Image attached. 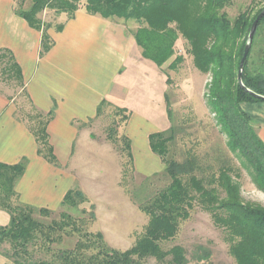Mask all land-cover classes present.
Segmentation results:
<instances>
[{
    "label": "trees",
    "instance_id": "1",
    "mask_svg": "<svg viewBox=\"0 0 264 264\" xmlns=\"http://www.w3.org/2000/svg\"><path fill=\"white\" fill-rule=\"evenodd\" d=\"M30 2L31 5L24 8L21 6L22 2L17 0L15 12L27 20L31 27L43 29L42 55L53 45V40L46 32L50 24L43 22L39 16L47 9L67 13L70 18L78 9L85 8L91 14L116 18L124 21L126 25L135 22L138 27L133 32L142 50L141 54L159 67H163L174 56L176 41L185 39L190 46L188 53L192 56L195 67L203 73H211L206 100L227 134L229 146L246 160L251 168L253 182L264 192V141L259 135L258 122L240 106L243 102L263 100L244 90L237 79L252 21L264 7L258 9L254 15L250 9L231 21L219 10L225 0ZM263 22L264 17L259 22L255 35ZM62 27L63 25H58L56 29L61 30ZM249 56L243 70V82L248 88L264 95V76L250 73ZM183 60L182 55H177L169 68H175ZM2 63L3 80L15 81L23 86L22 69L10 50L0 49V65ZM108 106L113 107L119 114L123 113L124 121L129 119V110L114 106L106 100L99 105L97 118ZM167 112L170 116V105ZM51 116L52 113L49 112L43 121L29 126L36 137L39 154L56 163L57 158L53 155V147L48 141L46 127ZM122 131V126L119 131L109 128L105 139L113 145L119 144L121 153L133 161L130 138ZM167 131L168 129L150 134L149 144L151 150L164 163L162 175L167 176L169 182L146 203L140 205L149 215V220L143 236L132 247L117 249L107 244L101 232H86L72 250H53L51 232L65 229L74 222L63 213V221L54 220L45 225L34 218V210L47 214L50 213L49 209L35 208L17 201L16 183L28 164V159L24 158L16 164L0 162V210H6L11 216L7 226H0V251L2 245L8 243L16 264H32L34 254L29 249L30 245L41 241V246L49 258L38 264H146L149 258L158 264H189L182 245L174 244L170 248L165 245L176 239L180 224L188 220L196 206H200L211 214L215 225L226 233L229 252L236 264H264V206L243 199L241 184L234 179L231 167L221 168L208 177L201 174L194 158L184 161L169 158V143L173 135H169ZM77 198L84 199L82 192L70 189L61 206L76 204ZM6 264L12 263L6 261Z\"/></svg>",
    "mask_w": 264,
    "mask_h": 264
},
{
    "label": "crops",
    "instance_id": "2",
    "mask_svg": "<svg viewBox=\"0 0 264 264\" xmlns=\"http://www.w3.org/2000/svg\"><path fill=\"white\" fill-rule=\"evenodd\" d=\"M15 2L0 0V49L10 50L20 65L24 77L20 89L26 91L31 107L44 115L52 113L46 127L57 158L54 163L39 154L36 137L20 113L22 105L0 90V162L16 164L28 159L16 183L18 201L55 210L78 185L77 167L82 160L97 163L105 147L104 153L112 152L117 161L113 143L92 136L90 123L98 120L103 100L129 110L123 133L130 138L133 162H148L150 174L161 171L164 163L151 150L149 136L171 126L167 112L171 84L165 68L143 57L133 29L122 20L91 14L85 8L70 18L66 13L55 14L53 25L46 29L53 45L42 55L43 29L31 27L17 15ZM48 14L47 10L39 14L45 23L50 21ZM56 25L63 27L58 30ZM240 106L258 122L264 141V101ZM10 217L0 210V226H7ZM0 264H6L2 255Z\"/></svg>",
    "mask_w": 264,
    "mask_h": 264
},
{
    "label": "rangeland",
    "instance_id": "3",
    "mask_svg": "<svg viewBox=\"0 0 264 264\" xmlns=\"http://www.w3.org/2000/svg\"><path fill=\"white\" fill-rule=\"evenodd\" d=\"M19 1L24 8L31 5V0ZM225 1L219 10L231 21L250 9L254 15L258 9L264 7V2L259 0ZM47 11L50 13L48 14L50 21L47 23L53 25L54 15L60 13L50 9ZM67 16L69 17L68 14ZM127 27L136 30L138 25L132 21L127 24ZM255 36L248 69L252 74L264 76V22ZM189 47L185 39H178L175 44V54L168 62H172L177 55L184 57L183 62L177 64L175 68L168 66V70H166L168 62L162 67L165 68L164 71L168 74L169 84H171L167 94L171 111L169 116L171 127L167 132L173 135V139L169 143L171 151L168 157L179 161L194 158L201 174L208 177L221 168L231 167L234 179L241 184L243 199L246 202H257L264 206V192L253 182L251 168L237 151L231 149L227 134L207 103L206 93L211 81V73H203L195 67L193 58L188 53ZM3 66L4 63L0 65V90L13 95L15 102L22 105L20 113L25 115L24 119L28 121V124L34 126L38 121H43L46 115L31 107V103L27 101L26 91L21 90V86L15 81L3 80L4 76L1 73ZM193 74L196 76L195 80H193ZM200 76L207 80L201 82ZM26 106L29 107L28 111ZM122 115L123 113L119 114L111 106L104 108L98 120L93 121V124L90 123L94 132L92 136L106 138L109 128L119 131L126 122L122 119ZM113 146L117 150L116 162H114V154L112 152L105 154V147H103L99 155L101 160L97 163L83 160L79 163L78 185L72 189L81 191L83 200L77 198L76 204H68L55 210L49 209L50 213L47 214L34 210V218L45 225L51 224L54 220L63 221L65 217L63 213L74 222L65 229H56L51 232L53 250H63V252L72 250L86 232H101L108 245L121 250L129 249L143 236L149 215L140 205L152 198L169 182V179L162 175V168L161 171L157 170L159 172L154 171L155 173L150 174L146 171L148 162H133L121 153L119 144ZM83 157H86V154H83ZM159 164L161 162L158 159ZM213 219L208 211L196 206L188 220L180 224L176 239L166 243L165 247L170 248L174 244L182 245L190 261L189 264H236L229 252L226 233L215 225ZM29 249L34 254L32 264H38L45 261V258H49L41 246V241L33 246L30 245ZM0 253L8 263L16 264L17 261L12 257V250L8 243L2 245ZM146 264L158 263L149 258Z\"/></svg>",
    "mask_w": 264,
    "mask_h": 264
},
{
    "label": "water",
    "instance_id": "4",
    "mask_svg": "<svg viewBox=\"0 0 264 264\" xmlns=\"http://www.w3.org/2000/svg\"><path fill=\"white\" fill-rule=\"evenodd\" d=\"M263 17H264V8L258 13V15L254 19V21H252V25H251V28H250V31L248 33L247 40L245 43L243 55H242V58H241L240 63H239L237 79H238L240 86L244 90L248 91L252 96L254 95V97L264 101V95L263 94H260L256 91L248 88L243 82V70L245 67V63H246V60L249 56L250 50L252 49L253 39H254V35L256 33L258 24H259V22H261Z\"/></svg>",
    "mask_w": 264,
    "mask_h": 264
}]
</instances>
